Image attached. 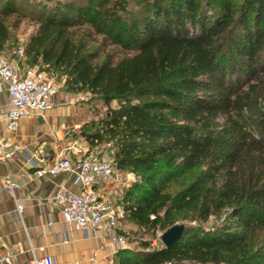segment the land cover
<instances>
[{"label":"trees","instance_id":"1","mask_svg":"<svg viewBox=\"0 0 264 264\" xmlns=\"http://www.w3.org/2000/svg\"><path fill=\"white\" fill-rule=\"evenodd\" d=\"M0 0V54L35 24L17 61L117 107L89 146L138 176L124 197L134 224L184 225L169 247H120L114 264H264V0ZM188 181L172 194L178 175ZM163 211V214L161 212ZM153 217H150V216ZM117 232L124 234L122 230Z\"/></svg>","mask_w":264,"mask_h":264},{"label":"crops","instance_id":"2","mask_svg":"<svg viewBox=\"0 0 264 264\" xmlns=\"http://www.w3.org/2000/svg\"><path fill=\"white\" fill-rule=\"evenodd\" d=\"M18 70L19 74H24L19 66ZM6 89L7 82L0 80V142L18 143L24 150L0 160V251L8 250L14 264H27L38 256L36 247L45 245L54 264H91L93 250L105 242L106 226L102 223L97 230H84L64 222L51 195L61 186L77 191L79 185L71 172L51 175L46 171L70 138L68 129L73 125L74 112L71 94L58 89L50 98L51 109L30 113L21 118L13 130H8ZM38 170H43L41 176L36 175ZM5 176L18 184L15 195L23 205L20 214L2 186ZM108 188V183L97 185L102 192ZM118 248L110 246L98 250L96 263L114 264Z\"/></svg>","mask_w":264,"mask_h":264},{"label":"built area","instance_id":"3","mask_svg":"<svg viewBox=\"0 0 264 264\" xmlns=\"http://www.w3.org/2000/svg\"><path fill=\"white\" fill-rule=\"evenodd\" d=\"M17 55L19 57L23 55L22 48L17 50ZM0 80L7 82L8 107L5 119L8 130H13L17 122L30 113L51 109L53 103L50 98L63 85L62 80H56L54 76L38 69L37 66L26 68L23 75L19 74L16 61L4 55H0ZM23 150L18 143L0 142V160ZM82 153L84 150L81 151L74 143L65 144L46 171L51 175L71 172L74 175V182L79 185L77 191L61 186L51 195L64 222L73 223L84 230H97L102 223L105 224L107 229L105 242L100 243L90 256L91 264H97L95 256L98 250L110 246L125 247L127 244V237L115 232L120 213L114 212L111 197V194L117 192L120 175L109 155L97 158L83 156ZM42 173L43 170H38L36 175L41 176ZM100 182H110L105 193L97 189ZM2 186L13 200L16 212L20 214L23 205L18 202L15 195L18 184L10 176H5ZM36 250L38 256L33 257L27 264H54L53 256L47 252L45 245H38ZM11 257L12 254L8 250L0 251V264H14Z\"/></svg>","mask_w":264,"mask_h":264},{"label":"rangeland","instance_id":"4","mask_svg":"<svg viewBox=\"0 0 264 264\" xmlns=\"http://www.w3.org/2000/svg\"><path fill=\"white\" fill-rule=\"evenodd\" d=\"M39 0H18L22 8L26 10L27 13H35L37 2ZM45 3L48 2L51 4L57 0H41ZM64 1V0H60ZM35 31V24L29 20L28 18L22 19L17 28L12 31L14 41L11 44L12 49L5 50L2 54L10 59L19 60L22 57L17 55V50L19 48H24L25 42L28 40L30 34L34 33ZM29 68V67H27ZM26 70V69H25ZM24 70V72H25ZM63 81V78L60 79ZM63 89V85L61 87ZM71 94V104L74 105V112L72 115L73 125L68 129V136L70 137L67 140V143H74L76 146L81 148V151L84 150L83 156L88 157H106L107 155L112 158V153L114 151L113 147V140L106 139V135L104 136V140L89 146V143L85 140L84 136L81 133V127L83 125H87L90 127L91 132L98 130L101 127L99 123L100 120L106 119L108 115H110L109 110L117 107L118 99H113L110 101L109 104H105L102 99L99 97L91 96L87 92H72ZM73 158L75 155L72 156ZM115 164V162L113 161ZM116 166V164H115ZM117 168V167H116ZM120 175V183L117 184V192L111 194L112 202L114 204V212L120 213L117 217V222L115 229L122 230L125 234L128 235V242L125 247H135L139 246L141 241H149L150 246L153 247H160L163 246L162 242L160 241V234L166 230L159 227L156 228H148L144 226H139L132 223L126 216L124 212V197L128 188L134 182L138 181V176L130 171V170H121L119 167L117 168ZM189 176L186 174L178 175L174 179L170 181L166 190L172 194L177 193L181 190L182 186L186 184L188 181ZM110 184V182H108ZM106 192V191H105ZM104 192V193H105ZM172 216L175 218V224H183V225H193L199 223L205 229H209L215 226V218L212 216L207 220L200 221L191 219L190 217H185V214H190L188 212H183L179 210H172ZM163 214V211L161 212Z\"/></svg>","mask_w":264,"mask_h":264},{"label":"water","instance_id":"5","mask_svg":"<svg viewBox=\"0 0 264 264\" xmlns=\"http://www.w3.org/2000/svg\"><path fill=\"white\" fill-rule=\"evenodd\" d=\"M118 168L119 166L116 165ZM184 228L183 224H175L164 230L160 235V241L164 247H169L171 244L179 240L182 230Z\"/></svg>","mask_w":264,"mask_h":264}]
</instances>
